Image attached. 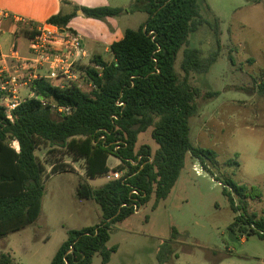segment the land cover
<instances>
[{
	"label": "trees",
	"instance_id": "obj_1",
	"mask_svg": "<svg viewBox=\"0 0 264 264\" xmlns=\"http://www.w3.org/2000/svg\"><path fill=\"white\" fill-rule=\"evenodd\" d=\"M137 12L147 14L146 21L137 29H127L123 39L110 46L112 60L93 55L90 65L81 68L90 91L74 83L61 87L57 81L42 77L31 85L35 97L21 103L10 117L0 105V240L31 226L42 214L46 169L36 156L40 145L65 149L75 161L84 160L89 179L112 170L123 172L121 179L99 188L79 185L77 196L94 200L102 220L93 227L68 230L50 264H92L97 254L102 264H109L119 250L118 245H108L115 224L127 221L153 196L154 210L165 201L188 157L208 171L209 163L216 164V152L196 147L190 137V120L197 114L195 100L200 91L190 85L189 77L192 72H208L212 61L190 48L189 38L205 24L219 30L217 18L213 23L203 19L199 0H134L128 8L75 5L70 13L61 11L50 17L47 24L66 31L78 14L107 22L108 18ZM26 32L30 38L36 34ZM183 47L181 68L185 76L181 80L175 63ZM218 95L208 92L204 96ZM53 105L69 112L63 116ZM150 128L158 149L152 152L142 146L137 151L140 134ZM110 157L117 158L120 165L111 169ZM59 168L53 166L55 172ZM225 186L231 208L239 214L242 207H238L233 192L243 197L240 191L245 193L246 188L233 181ZM231 230L243 235L264 232V221L242 213ZM176 233L173 229V239ZM174 253V246L162 247L159 262L163 264ZM0 264L15 261L10 253H2Z\"/></svg>",
	"mask_w": 264,
	"mask_h": 264
},
{
	"label": "rangeland",
	"instance_id": "obj_2",
	"mask_svg": "<svg viewBox=\"0 0 264 264\" xmlns=\"http://www.w3.org/2000/svg\"><path fill=\"white\" fill-rule=\"evenodd\" d=\"M112 1L128 8L134 0ZM199 1L203 19L213 23L217 18L219 30L205 24L189 38V47L199 50L202 59L212 61L208 72H192L189 77L190 85L200 91L195 100L197 114L190 120V137L196 147L216 152V164L209 163L208 171L188 157L165 201L154 210L153 196L127 221L115 224L109 245L120 246V252L113 255V264H162L159 250L167 245L174 246L175 253L163 264H264V232L243 235L231 230L242 213L264 221V0ZM126 15L130 29L139 28L147 19L141 12ZM26 28L24 24L17 33V49L22 54L29 45ZM185 48L175 63L181 80ZM97 54L112 60L110 52L100 51L74 66L77 84L85 92L90 91V85L81 68L89 66ZM208 92L219 95L207 98ZM21 96L29 98L27 87H22ZM137 145V151L142 146L152 152L158 149L152 128L140 134ZM36 156L46 169L42 214L31 226L0 240V255L10 253L15 264H48L66 241L68 230L95 226L102 220L97 204L77 196L79 185L89 181L84 160L75 161L65 149L50 145H40ZM114 163L111 158L112 168L117 167ZM54 165L61 168L55 172ZM103 181L100 178L91 184ZM227 181L246 188L245 193L240 191L243 197L233 192L242 207L239 214L224 193ZM173 229L177 231L174 239ZM92 264H102L99 254Z\"/></svg>",
	"mask_w": 264,
	"mask_h": 264
},
{
	"label": "crops",
	"instance_id": "obj_3",
	"mask_svg": "<svg viewBox=\"0 0 264 264\" xmlns=\"http://www.w3.org/2000/svg\"><path fill=\"white\" fill-rule=\"evenodd\" d=\"M75 5L90 8L106 6L126 7L116 6L112 0H0V71L14 74L18 67L16 54L22 58H28L30 56L29 45L26 54H22L18 49H16L17 52L14 50L15 44H18L20 40L17 37V33H19L24 24L27 25L26 31L34 30L40 25L46 24L50 17L57 15L61 11L63 13H70L71 11L69 9L72 10V7ZM130 15L132 14L126 16ZM127 29L130 28L127 27L123 16L119 18H108L107 23H105L94 19H87L78 14L68 25V30H73L82 36L88 54L100 51L109 52L110 46L114 42L123 39ZM28 40L30 41V38ZM111 158L115 157H110L108 161V166L112 169L110 166ZM115 162H117L114 163L117 166L120 165V161L117 158H115ZM100 178L104 179L101 184H91V182ZM107 182H109L107 175L87 181L93 188L102 187ZM91 201L93 204H97L94 200ZM114 245L111 244L109 246ZM119 252L120 246L115 255ZM51 260L48 264H50ZM109 264H113V259H111Z\"/></svg>",
	"mask_w": 264,
	"mask_h": 264
},
{
	"label": "built area",
	"instance_id": "obj_4",
	"mask_svg": "<svg viewBox=\"0 0 264 264\" xmlns=\"http://www.w3.org/2000/svg\"><path fill=\"white\" fill-rule=\"evenodd\" d=\"M31 31L36 34L29 41L30 56L22 58L16 54L18 67L14 74L0 71V91L2 93L0 105L5 106L6 115L9 117L21 103L35 97L31 85L38 78L55 80L61 87L77 84L78 75L74 71V66L78 61L88 57L84 40L77 33L61 31L47 23ZM14 50L17 52L15 46ZM62 77L68 78L69 81H61ZM22 87L29 89L28 99L22 98ZM53 109L63 116L69 112L68 108L55 105ZM122 176L123 172L112 170L107 178L112 181L119 180Z\"/></svg>",
	"mask_w": 264,
	"mask_h": 264
},
{
	"label": "water",
	"instance_id": "obj_5",
	"mask_svg": "<svg viewBox=\"0 0 264 264\" xmlns=\"http://www.w3.org/2000/svg\"><path fill=\"white\" fill-rule=\"evenodd\" d=\"M79 13H81V12H79Z\"/></svg>",
	"mask_w": 264,
	"mask_h": 264
}]
</instances>
